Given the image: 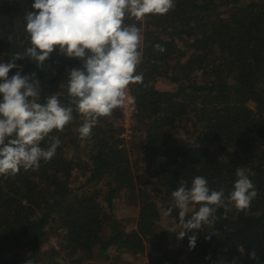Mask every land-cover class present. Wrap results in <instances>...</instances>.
<instances>
[{"label": "trees", "instance_id": "trees-1", "mask_svg": "<svg viewBox=\"0 0 264 264\" xmlns=\"http://www.w3.org/2000/svg\"><path fill=\"white\" fill-rule=\"evenodd\" d=\"M32 3L0 0V62L31 46ZM124 24L140 29L143 76L127 88L134 113L125 136L117 107L81 138L85 117L68 92L79 59L57 48L41 70L16 61L23 74L36 72L38 102L57 93L73 119L40 143L59 137L50 160L0 175V264H264V0H174L164 15L126 14ZM237 168L258 193L245 210L228 201ZM197 175L223 190L226 207L190 250L187 236L169 232L179 209L165 212ZM199 207L190 204L188 216ZM116 209L135 211V222Z\"/></svg>", "mask_w": 264, "mask_h": 264}, {"label": "clouds", "instance_id": "clouds-1", "mask_svg": "<svg viewBox=\"0 0 264 264\" xmlns=\"http://www.w3.org/2000/svg\"><path fill=\"white\" fill-rule=\"evenodd\" d=\"M173 7L174 0H33L32 10L24 17L31 46L0 62V175L15 174L21 167L38 168L42 159L50 160L61 143L59 137H51L47 148L40 143L73 119V108L62 106L57 93L47 97L46 103L38 102L40 80L36 72L23 74V65L16 61L27 57L41 70L58 48L60 54L82 62L68 70V92L73 97L71 103L85 117L79 128L81 138H85L99 117L125 104L129 84L143 80L142 74L136 73L141 62L140 29L135 24L125 25V15L142 19L149 14L164 15ZM155 47L164 51L160 45ZM13 69L16 71L9 77ZM235 174L228 201L237 210H245L258 193L241 168ZM207 185L200 175L190 187L182 183L172 192V206L165 212L171 215L173 208L179 209L178 223L169 232L178 240L187 236L190 250L196 246L195 233L215 220L217 208L226 207L223 190L213 191ZM190 204L200 207L188 216ZM247 255L259 261L255 250Z\"/></svg>", "mask_w": 264, "mask_h": 264}, {"label": "built area", "instance_id": "built-area-1", "mask_svg": "<svg viewBox=\"0 0 264 264\" xmlns=\"http://www.w3.org/2000/svg\"><path fill=\"white\" fill-rule=\"evenodd\" d=\"M120 110L122 113L121 125L123 128V135H127L130 133V127L132 125V114L134 113V104L132 99L126 100L123 106H120Z\"/></svg>", "mask_w": 264, "mask_h": 264}, {"label": "rangeland", "instance_id": "rangeland-1", "mask_svg": "<svg viewBox=\"0 0 264 264\" xmlns=\"http://www.w3.org/2000/svg\"><path fill=\"white\" fill-rule=\"evenodd\" d=\"M157 87L160 88V89H170L171 88V85L169 84L168 81H165V82H160L157 84ZM130 95L128 94V89H127V100L130 99ZM252 106V104H251ZM116 214L118 216V218H124L126 219L127 223H134L135 220H136V213L135 211H132V210H128V209H116ZM51 245H54L55 247L57 246L55 242H52Z\"/></svg>", "mask_w": 264, "mask_h": 264}]
</instances>
